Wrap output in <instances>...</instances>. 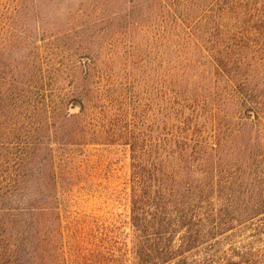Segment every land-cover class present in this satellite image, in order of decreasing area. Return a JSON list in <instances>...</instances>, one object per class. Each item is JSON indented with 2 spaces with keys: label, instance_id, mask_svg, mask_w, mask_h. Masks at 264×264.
Returning a JSON list of instances; mask_svg holds the SVG:
<instances>
[{
  "label": "trees",
  "instance_id": "16d2710c",
  "mask_svg": "<svg viewBox=\"0 0 264 264\" xmlns=\"http://www.w3.org/2000/svg\"><path fill=\"white\" fill-rule=\"evenodd\" d=\"M90 149L130 161L113 264H216L264 221V0H0V264H89Z\"/></svg>",
  "mask_w": 264,
  "mask_h": 264
},
{
  "label": "rangeland",
  "instance_id": "374dc122",
  "mask_svg": "<svg viewBox=\"0 0 264 264\" xmlns=\"http://www.w3.org/2000/svg\"><path fill=\"white\" fill-rule=\"evenodd\" d=\"M129 164L124 152L100 149L88 150L82 160L84 184L68 199L67 231L70 243L74 238L89 264L101 261V256L106 263L113 264L119 249H124L125 242L128 244ZM204 249L193 260L203 257ZM248 250L257 253L258 264H264V221L244 227L221 244L216 264Z\"/></svg>",
  "mask_w": 264,
  "mask_h": 264
}]
</instances>
